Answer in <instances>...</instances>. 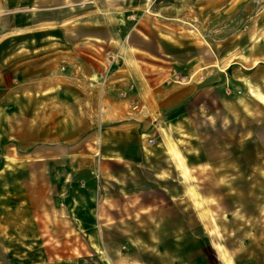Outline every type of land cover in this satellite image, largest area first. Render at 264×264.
Segmentation results:
<instances>
[{
  "label": "crops",
  "instance_id": "crops-1",
  "mask_svg": "<svg viewBox=\"0 0 264 264\" xmlns=\"http://www.w3.org/2000/svg\"><path fill=\"white\" fill-rule=\"evenodd\" d=\"M104 1L93 0L97 3L95 9L101 12L82 14L78 23L92 29L77 40L46 34L48 30L34 31L35 34H46L43 38H1L3 45L5 41L18 44L12 53L9 50L2 52L0 63L1 167H19L26 155L37 162L48 161L51 187L56 192L54 201L64 209L58 211L64 213L62 221L85 238V249L96 253L101 261L149 264L153 254L137 258L132 253L125 257H118L114 252L110 255L118 247H130L161 251L158 258L164 264V259L169 262V251H179L182 245L170 243L168 239L163 241V237L155 243L154 234L169 235L165 219L185 217L184 207H180L185 200L183 180L165 145L163 148L148 146L142 137L148 136L160 124L166 128L170 124L172 127L174 124L184 126L185 123H181L184 118L180 121L174 116L175 112L180 116L182 104L195 99L199 91L224 89L235 77L229 70L232 67H220V58L214 55L213 59H206L200 53L188 61L178 59V63L189 66L188 75L196 74L198 69L214 72L205 83L197 81L182 86L159 83L163 74L153 78L148 69H139L134 61L153 65L148 56L154 57L159 52L157 48L170 51L169 43L163 38H188L170 28L173 26L170 20L187 10L185 2L172 0L168 5L153 7V11L160 14L156 17L166 21L158 23L161 19L149 12L153 17H148L147 21H143L144 16L138 17L145 9L138 0ZM228 2L193 0V7L202 21L203 11L226 10ZM90 3L92 0L82 6L89 7ZM32 6L36 7V2ZM0 10H10L9 0L2 1ZM66 20L74 22L69 16ZM141 22L148 31L137 29ZM127 40L131 48L147 57L125 49L123 42ZM112 42H119L121 51H108V62L102 64L107 59L106 53L96 52L93 48L97 43L109 45ZM26 43L37 46L31 48ZM183 46L186 44H179V47ZM28 48H31L29 53L26 52ZM161 53L176 59L174 52L172 56L164 50ZM214 67L218 70L214 71ZM216 75L220 78H215ZM106 105L109 106L107 111L100 113V108ZM135 106L140 108L132 109ZM173 148L170 147V153L176 159L178 157L180 168L187 171L182 163L185 152ZM160 152L170 161L172 178L161 176V164L155 161ZM164 180H169L172 189L167 184L163 186ZM155 187L165 192L166 200L162 202H168L170 207L156 206L147 197ZM112 206L119 210L111 211ZM36 217L43 219L44 215L40 213ZM138 218L143 226L134 221ZM154 218L160 220L156 231L153 223L148 222ZM174 232L183 233L184 229L178 228ZM118 241H122L121 244ZM220 249L218 245V252L222 251ZM194 251L197 253L193 254L189 264L219 261L215 254L210 258L201 246ZM220 256L224 262L232 264L222 253ZM184 258L182 264H185Z\"/></svg>",
  "mask_w": 264,
  "mask_h": 264
},
{
  "label": "rangeland",
  "instance_id": "rangeland-1",
  "mask_svg": "<svg viewBox=\"0 0 264 264\" xmlns=\"http://www.w3.org/2000/svg\"><path fill=\"white\" fill-rule=\"evenodd\" d=\"M89 1L9 0L10 10H0V63L2 52L9 50L12 53L18 45L12 41H5L3 45L1 38H43L46 34L75 40L82 37L85 31L92 29L78 23L82 14L88 16L101 12L95 9L97 3L93 0L89 7L82 6ZM138 1L145 8L138 16H144L143 21L153 17L150 14L161 19L156 17L160 14L152 8L172 2ZM228 1L226 10L203 11L202 21L200 14L195 13L193 0L179 1L185 2L187 10L170 20L173 23L170 28L188 38H163L170 45V53L166 52L167 49L157 48L159 52L154 57L148 56L153 65L134 61L139 69H148L153 78L163 74L159 83L170 86L191 85L197 81L205 83L207 77H213L214 72L199 69L196 74L188 75L189 66L178 63V59L188 61L200 53L206 59H213L214 55L220 58V67H232L229 70L235 77L224 89L199 91L195 99L182 104L180 116L177 112L174 116L180 121L184 118L181 122L185 123L184 126L174 124L172 127L170 124L166 128L160 124L148 136L142 137L148 146L163 148L165 145L183 180L185 200L180 207H184L185 217L165 219L169 235L154 234L155 243L163 237V241L168 239L170 243L182 245L179 251H169V262L164 259V264H182L183 257L185 264H189L193 254L197 253L194 250L200 246L210 258L212 254L218 258L219 261H211V264H227L220 253L232 264H264V0ZM34 2L36 7L32 6ZM66 16L74 22H67ZM162 21L166 22L161 19L158 23ZM142 22L137 29L148 31ZM38 30L48 31L35 34L34 31ZM18 34L21 37H17ZM183 43L186 46L179 47ZM25 45L37 46L36 43ZM123 47L147 57V54L131 48L128 40L123 42ZM30 49L26 52H31ZM93 50L106 53L107 59L102 64L108 62V51H121L119 42L97 43ZM162 50L170 56L174 52L176 59L165 57ZM213 70L218 69L214 67ZM218 76L215 78L219 79ZM225 104L229 106L224 107ZM107 109L103 107L99 112L104 114ZM170 147L185 152L182 163L187 171L180 168L169 151ZM158 154L155 161L161 164L162 178L165 175L172 178L170 161L162 152ZM24 157L19 167L2 168L0 162V264H114L101 261L96 253L85 249V238L62 221L64 213L58 211L64 209L54 201L56 192L51 187L48 161L37 162L32 156ZM166 184L172 189L169 180L163 181V186ZM147 197L156 206L166 209L171 205L162 202L166 200L165 192L157 187ZM116 208L112 206L110 210ZM40 213L44 215L43 219L36 217ZM134 221L143 226L139 218ZM148 222L153 223L155 231L159 229V219H149ZM178 228L184 232L175 233ZM218 245L221 246L220 253ZM113 252L118 257L132 253L136 258L153 254L149 264H162L158 258L161 251L157 250L118 247L110 252L111 256Z\"/></svg>",
  "mask_w": 264,
  "mask_h": 264
},
{
  "label": "bare ground",
  "instance_id": "bare-ground-1",
  "mask_svg": "<svg viewBox=\"0 0 264 264\" xmlns=\"http://www.w3.org/2000/svg\"><path fill=\"white\" fill-rule=\"evenodd\" d=\"M120 24L123 25L122 20H120ZM172 148H173V147H172ZM173 149H174V148H173ZM170 151H171V150H170ZM172 152H173V150H172ZM174 153H175V151H174ZM175 154H176V153H175ZM175 154H174V155H175ZM175 156H176V155H175ZM177 159H178V157H177Z\"/></svg>",
  "mask_w": 264,
  "mask_h": 264
},
{
  "label": "built area",
  "instance_id": "built-area-1",
  "mask_svg": "<svg viewBox=\"0 0 264 264\" xmlns=\"http://www.w3.org/2000/svg\"><path fill=\"white\" fill-rule=\"evenodd\" d=\"M104 108H106V109H107V107H106V106H104ZM101 110H102V109L100 108V112H101ZM150 142H151V141H150Z\"/></svg>",
  "mask_w": 264,
  "mask_h": 264
}]
</instances>
